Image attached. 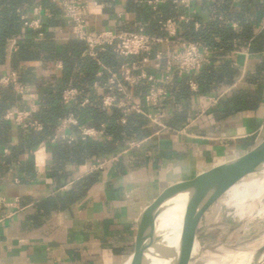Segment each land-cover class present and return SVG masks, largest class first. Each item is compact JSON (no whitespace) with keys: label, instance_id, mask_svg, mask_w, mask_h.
Wrapping results in <instances>:
<instances>
[{"label":"crops","instance_id":"crops-1","mask_svg":"<svg viewBox=\"0 0 264 264\" xmlns=\"http://www.w3.org/2000/svg\"><path fill=\"white\" fill-rule=\"evenodd\" d=\"M41 1L29 0L23 6L22 16L36 18L37 7L49 11V15L42 11L40 19L41 23L53 19L46 31L52 36L55 52L61 53L73 41L80 43L72 36L61 8L53 4L54 9H50ZM82 1L88 7L85 18L89 33L141 28L151 35L166 37L159 22L175 19V35L168 42L155 45L153 56L161 50L176 49L185 41L183 24L191 23L198 29L207 23L214 0H189L188 7L177 6L173 0L155 4L150 3L154 0ZM262 1L252 0V9ZM240 2L232 0L233 5ZM236 27L232 23V28ZM261 29L264 22L255 34ZM13 41L16 43L15 39L9 41L5 61L0 64V77L16 72L11 64V53L16 48ZM82 46L80 57H85ZM101 53L106 55L99 57L108 67L117 69L122 62L112 47ZM134 60L139 58L126 61ZM228 61L234 72L229 81L223 78L207 92L199 91L194 81L197 90L188 88L190 96L170 97L163 105L162 122L167 128L151 126L144 119L143 135L114 143L117 150L113 153H99L87 147L77 130L70 127L65 135L74 138L71 143L51 138L31 148L23 147L12 158L11 147L23 145L24 134L14 123L6 121L10 128L3 155L8 159L0 160V264H120L134 253L144 217L166 187L192 179L200 171L235 159L257 146L264 139V46L251 51L247 45L231 52ZM28 66L39 82L23 84L27 91L10 111L29 110L34 114L43 96L41 85L52 84L63 71L61 60L37 61ZM96 67L93 93H81L74 102L88 99L87 105H92L94 95L101 99L109 94L103 88L107 74L98 76L101 70ZM139 71L153 76L159 83L163 79L162 71L153 68L152 62L141 64ZM73 74L80 75L77 66ZM180 79H176V86ZM94 83L99 85L98 89ZM6 87L0 85L1 89ZM68 87L75 88L71 79L64 89ZM145 92L144 86L131 90L137 100ZM215 98L217 102L213 104ZM207 106L208 110L196 116L199 108ZM177 117L182 119L175 121ZM89 140L112 141V137L102 135ZM130 141L141 144L129 149ZM100 163L102 166L97 167ZM185 203V196L180 195L163 209L155 222V234L171 226L181 237Z\"/></svg>","mask_w":264,"mask_h":264},{"label":"trees","instance_id":"trees-1","mask_svg":"<svg viewBox=\"0 0 264 264\" xmlns=\"http://www.w3.org/2000/svg\"><path fill=\"white\" fill-rule=\"evenodd\" d=\"M41 2L50 9L55 7L48 0ZM28 3L29 0H0V64L5 61L9 41L15 39L16 48L11 53V64L17 72L18 83L39 82L32 73V68L28 66L32 62L49 63L61 60L63 71L61 77L54 79L52 84L41 85L43 96L32 117L42 124V129L41 131L22 130L23 145L17 148L11 147L12 158H16L23 147L31 148L41 141L53 138L59 119L68 113L74 114L80 125L95 128H99L100 125L105 126L103 136L112 137V141L94 142L89 139L84 141L87 147H93L94 151L99 153H113L117 150L114 143L120 144L124 140L141 137L145 130L143 127L146 125L142 116L130 114L126 124H121L119 122L121 113L114 108L110 112L102 109L98 95L91 97L94 100L92 105L81 107L77 100L68 107L62 106L61 94L69 79L83 94L93 93L91 87L95 80L97 65L87 55L80 57L84 45L82 42L73 41L61 53L55 52L51 44L52 36L46 31V27L53 23V19L44 20L39 30L24 26L21 16L24 14L23 6ZM252 5V0H241L238 5H233L232 0H214L210 7L211 18L207 23L201 24L198 29H194L191 23L182 25L185 41L198 42L208 49L209 63L197 73L181 77L171 97L185 99L190 96L187 85L189 79L198 84L201 92L209 91L213 83L223 78L229 81L234 73L228 61L230 53L247 45L251 51L264 46V29H261L258 35L255 34L256 28L264 22V1L255 4L254 10ZM232 23L237 25L236 29L232 28ZM39 34H42V39L38 38ZM100 55L106 56L102 53H99ZM119 60L122 61L121 58ZM21 63L26 65L21 66ZM74 66L79 68L80 75L73 74ZM20 96L12 85H8L5 89L0 88V160L8 159L3 155V149L8 146L6 133L10 127L3 116L13 108L16 100H20ZM181 119L182 117H177L175 121Z\"/></svg>","mask_w":264,"mask_h":264},{"label":"built area","instance_id":"built-area-1","mask_svg":"<svg viewBox=\"0 0 264 264\" xmlns=\"http://www.w3.org/2000/svg\"><path fill=\"white\" fill-rule=\"evenodd\" d=\"M163 0H154L150 3H158ZM55 5H58L62 10V16L71 26L72 36L82 42L85 46V53L88 57L94 60L100 68L98 76L102 73L107 74V79L103 84V88L109 94L100 99L101 106L104 110L117 109L121 113L119 122L126 124L130 114H136L146 119L151 126L161 129L167 128L162 122L165 116L163 105L169 101L172 91L176 88V79L182 76H189L197 73L203 66L209 63V51L198 42L182 41L178 48L167 52L158 51L153 54L152 50L155 45L168 42L170 37L175 35V19H166L160 21V29L165 32L166 37H158L147 34L143 29L136 31L111 32L99 31L89 33L86 29V14L88 7L82 0H51ZM177 6L188 7L189 0H173ZM49 15L47 9L37 7L34 9L36 18L28 19L21 16L24 26L32 29H41V13ZM180 20L183 17H179ZM39 39H42V34H39ZM13 41V46L15 45ZM114 48L116 54L122 59L117 69L106 66L99 57V53L106 51L107 48ZM129 58H139L127 62ZM148 62L153 63V68L160 69L163 73V79L159 83L153 76L147 75L143 71H139L140 65ZM0 85H12L18 95H23L27 91V86L18 83L17 73L11 72L6 76L0 77ZM137 86H144L146 92L141 100L133 97L131 90ZM189 89L193 92L197 90L196 83L188 80ZM99 85L94 83V88L98 89ZM130 89V90H128ZM82 92L77 88L68 87L61 94V103L64 107L72 104ZM217 99H213L212 103L216 104ZM89 103L88 99L83 100L80 106L83 107ZM177 106V105H175ZM201 108L200 113L208 110ZM154 111V112H152ZM5 121L14 123L21 130L41 131L42 124L32 117L31 111L16 110L8 111L3 116ZM73 127L78 132V137L85 141L94 139L104 135L105 126L100 125L99 128L92 126L80 125L77 117L68 113L61 117L55 128L53 139H63L71 143L73 137L65 135V130ZM141 141H130L128 148L139 146ZM116 155L112 159H116ZM98 164L97 167H101Z\"/></svg>","mask_w":264,"mask_h":264},{"label":"water","instance_id":"water-1","mask_svg":"<svg viewBox=\"0 0 264 264\" xmlns=\"http://www.w3.org/2000/svg\"><path fill=\"white\" fill-rule=\"evenodd\" d=\"M264 168V139L253 149L243 155L221 163L208 170L197 173L192 179L174 183L166 187L155 205L144 217L140 241L134 251L141 249L134 264H144L147 253L153 259H169L170 264H192L193 243L208 227L197 231V225L207 206L212 204L225 190L244 177L258 173ZM186 198L184 218L181 226V237L173 247L160 245L155 234V222L159 214L177 196ZM132 254V255H133ZM264 247L255 251L247 264H263Z\"/></svg>","mask_w":264,"mask_h":264},{"label":"rangeland","instance_id":"rangeland-1","mask_svg":"<svg viewBox=\"0 0 264 264\" xmlns=\"http://www.w3.org/2000/svg\"><path fill=\"white\" fill-rule=\"evenodd\" d=\"M200 110L196 111V116L201 115ZM238 182L243 187H235ZM238 182L225 190L203 212L197 231L208 228L197 238L200 245L224 244L239 248L264 235V173L250 174ZM185 221L189 222L188 218L185 217ZM168 229L173 232L171 227ZM128 259L124 258L120 264H126Z\"/></svg>","mask_w":264,"mask_h":264},{"label":"bare ground","instance_id":"bare-ground-1","mask_svg":"<svg viewBox=\"0 0 264 264\" xmlns=\"http://www.w3.org/2000/svg\"><path fill=\"white\" fill-rule=\"evenodd\" d=\"M264 173V168L261 170ZM242 182V181H241ZM241 182L236 183L235 187H243ZM263 183V182H262ZM210 207L207 206L206 209ZM205 209V210H206ZM204 210V211H205ZM171 226H165L161 231H159L156 236L160 239V245L173 247L178 243L180 237H176L175 229L173 227V232L168 229ZM219 228V227H218ZM246 241V240H245ZM216 242V241H215ZM264 247V235L254 242L244 244V246L239 248L227 247L224 244H216L213 246L200 245L197 240L193 243L192 256L195 260L192 264H247L250 256ZM141 249L135 254L131 255L126 264H134L140 255ZM144 264H170L169 259H153L150 253H147L144 259ZM264 264V262H263Z\"/></svg>","mask_w":264,"mask_h":264}]
</instances>
